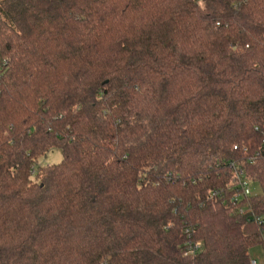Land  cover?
Masks as SVG:
<instances>
[{"label": "trees", "instance_id": "1", "mask_svg": "<svg viewBox=\"0 0 264 264\" xmlns=\"http://www.w3.org/2000/svg\"><path fill=\"white\" fill-rule=\"evenodd\" d=\"M257 246L264 0H0V264H253Z\"/></svg>", "mask_w": 264, "mask_h": 264}, {"label": "built area", "instance_id": "2", "mask_svg": "<svg viewBox=\"0 0 264 264\" xmlns=\"http://www.w3.org/2000/svg\"><path fill=\"white\" fill-rule=\"evenodd\" d=\"M230 169L233 171V177L231 181V190L234 192L233 201L234 203L238 204L242 201V199H246V201H250V198L253 196L252 191V182L251 180L246 176L243 169H241L240 165L236 163L230 164ZM240 210L241 214H245V209L242 207L238 208ZM256 221L261 223V219L256 217ZM189 249L187 251L188 256H194L196 251L201 247V243L195 244V246L192 245V243H189ZM253 264H256L253 262Z\"/></svg>", "mask_w": 264, "mask_h": 264}, {"label": "rangeland", "instance_id": "3", "mask_svg": "<svg viewBox=\"0 0 264 264\" xmlns=\"http://www.w3.org/2000/svg\"><path fill=\"white\" fill-rule=\"evenodd\" d=\"M62 161V152L61 150L54 149L49 152L45 157L40 160V165L48 166L53 164H58ZM252 191L254 194H259L261 192L260 188L255 184H252ZM251 256L253 261L256 264H263L264 263V249L262 246L254 247L251 250Z\"/></svg>", "mask_w": 264, "mask_h": 264}]
</instances>
